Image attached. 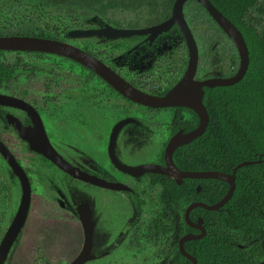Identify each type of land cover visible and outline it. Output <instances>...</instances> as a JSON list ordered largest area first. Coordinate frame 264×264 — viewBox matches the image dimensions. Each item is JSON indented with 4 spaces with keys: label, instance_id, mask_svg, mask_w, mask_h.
<instances>
[{
    "label": "flooded vegetation",
    "instance_id": "1",
    "mask_svg": "<svg viewBox=\"0 0 264 264\" xmlns=\"http://www.w3.org/2000/svg\"><path fill=\"white\" fill-rule=\"evenodd\" d=\"M176 33L182 37L173 25L152 40L148 34L89 39L93 41L92 44L96 40L103 44L112 41L107 44L108 47H124L122 54L115 59L110 58V62L90 52L86 47L88 43H85V47L75 46L100 59L139 90L162 96L182 77L187 63L178 74V64L172 60V68L168 69L171 72L177 68L174 74L171 72L175 77L170 85L161 90L145 89L127 78L121 68L134 66L133 61H140L147 53L157 52L160 39ZM127 38L135 39L123 44L122 40ZM166 40L164 43H167ZM114 43L119 45H112ZM184 45L188 56L185 41ZM5 52H15L17 55L11 61H7L3 55L5 61L10 62L9 79L0 85V95L9 97L0 102V144L3 145H0V257H3L4 264L48 263L55 258L69 264L83 248L84 222L91 226L90 259L84 264H193L187 254L195 258L198 264V255L207 252L211 229L221 238V264H227L228 256L233 257L234 264H264L262 169H252L253 174L239 185L235 172L232 195L237 188L240 192L250 190L252 201L243 211L250 218L249 223L227 224L228 210L222 209L225 204L217 210L206 209L201 204L211 205L208 203L211 193L214 197L221 195L220 199L223 198L230 188L228 182L213 178H182L178 182L176 177L151 171L133 175L119 169L109 154L114 126L127 120L114 138L113 150L117 161L128 166L147 163L166 166L164 153L171 137L178 132L187 133L199 124V117L191 108L150 107L133 102L96 72L68 57L40 51ZM194 79L207 78H199L195 73ZM98 80L104 84V88L98 86ZM113 94L140 112H127L113 123L105 138L103 164L83 150L72 134L83 129L84 136L92 137L98 125L103 124L98 120L97 103L100 99L113 98ZM161 112L166 113L168 127L162 128L160 125L158 114ZM163 131L166 132L164 140L160 138ZM67 132L70 135L66 134V138L57 137ZM44 135L68 164L106 183L121 184V187L84 181L65 171L43 152L31 147L30 141L44 148ZM3 147L12 156V163L4 155ZM143 149L154 150L155 158L136 163H128L121 158L125 154L136 155ZM256 161L254 164L264 162L261 158ZM233 169L222 172L230 174ZM185 179L188 180L186 185L182 184ZM179 185H182L180 190ZM193 204L196 206L191 208L187 219L186 209ZM23 212V223L5 249L3 243L9 238L8 233H11L17 216ZM189 234L197 238L185 240L182 252L180 240Z\"/></svg>",
    "mask_w": 264,
    "mask_h": 264
},
{
    "label": "trees",
    "instance_id": "2",
    "mask_svg": "<svg viewBox=\"0 0 264 264\" xmlns=\"http://www.w3.org/2000/svg\"><path fill=\"white\" fill-rule=\"evenodd\" d=\"M242 32L249 50V65L244 77L226 86L205 87L203 102L209 115L204 133L197 139L178 147L173 160L181 170L232 171L237 164L261 158L264 160V19L258 0H210ZM174 0H160L163 19L172 10ZM117 0H0V35L26 34L59 38L61 32L54 24H13L14 8H23L24 18L36 15L46 19L69 16L66 25L81 24L85 27L110 24L107 11L118 6ZM252 11H257L258 16ZM18 15V13H17ZM23 19V18H22ZM162 19V20H163ZM64 30L67 34L68 30ZM104 40V39H103ZM118 46L119 43L112 44ZM0 50V85L9 79V64ZM187 63V62H186ZM262 169L264 162L240 167L236 171L237 184L246 182L252 169ZM261 171V170H260ZM187 179L182 184L186 185ZM182 185L178 186L180 190ZM243 194H242V193ZM237 188L222 209L228 210L227 224L249 223L250 216L243 211L250 206V190ZM221 195L209 196L208 203H215ZM214 213V212H211ZM202 248V246H201ZM228 256V255H226ZM234 264L233 257L226 258ZM198 264H221V238L211 232L206 253L198 255Z\"/></svg>",
    "mask_w": 264,
    "mask_h": 264
},
{
    "label": "water",
    "instance_id": "3",
    "mask_svg": "<svg viewBox=\"0 0 264 264\" xmlns=\"http://www.w3.org/2000/svg\"><path fill=\"white\" fill-rule=\"evenodd\" d=\"M187 1L190 0H174L172 5V10L170 16L154 25L146 27H135V28H123L115 27L111 24H105L101 27L95 28H75L68 31V35L71 37H88V36H98L105 37L107 39H117L123 37H129L133 35L148 34L149 38L152 40L158 34L166 32L173 25L181 32L182 37L186 43L188 49V62L187 67L182 75V77L177 81V83L162 96L150 95L139 90L137 87L130 84L126 79H124L120 74L113 70L110 66L102 62L97 57L88 53L87 51L77 47L71 43L63 40L49 37H40L26 34H12V35H0V50L4 51H40L46 53H52L61 55L64 57L71 58L79 63L87 66L94 72H96L102 79L109 83L115 90H117L125 98L147 105L150 107H169V106H185L191 108L199 117V124L193 130L182 133L178 132L175 134L166 145L165 148V160L166 166H159L156 164H143L139 166H128L117 161L114 155L113 144L114 138L118 129L127 120L118 122L111 133L109 154L115 163V165L124 172L140 175L143 172L151 171L157 173L167 174L170 177H176L177 181L180 182L182 178H213L226 181L230 184L228 192L223 198L214 204L206 205L201 204L206 209L217 210L223 206L231 197L234 190V180L235 172L238 168L254 164L258 161L248 160L237 164L232 173H225L222 171L209 170V171H181L179 170L173 162V153L181 145L191 142L201 136L207 128L209 122V115L205 104L203 102L204 98V87H215V86H226L232 85L240 81L248 68L249 65V50L244 39V36L240 29L231 20L226 17L210 0H193L198 2L207 11L215 23L232 39L235 44L239 57L240 65L237 72L230 77H218V78H207L202 80L194 79L197 66H198V47L193 36V33L186 21L184 16L183 8ZM8 96L0 95V102L2 100L8 99ZM24 136V135H23ZM45 147H39L35 142L30 141V145L33 149L41 151L50 158L53 162L63 168L65 171L69 172L71 175L80 178L84 181L93 182L97 184H104L108 186L121 187V184L106 183L102 180L97 179V177L89 175L79 168L73 167L63 160L59 154L52 148L49 140L44 135L43 137ZM2 145V144H0ZM3 146V145H2ZM4 155L8 160L13 159L8 152L2 149ZM12 163V160H11ZM196 204L190 205L186 209L185 216L188 219L189 211ZM25 214L18 215L16 220L12 225L11 233H8L9 238H6L3 245L7 249L11 241L15 238L20 226L23 223ZM85 228V242L80 254L74 258L69 264H84L90 259V249H91V226L88 222H84ZM198 235V237H201ZM192 238H197V236L185 235L180 240V249L184 252L183 242ZM192 259L193 264H196L195 258L189 256ZM0 264L3 263V257H0Z\"/></svg>",
    "mask_w": 264,
    "mask_h": 264
},
{
    "label": "rangeland",
    "instance_id": "4",
    "mask_svg": "<svg viewBox=\"0 0 264 264\" xmlns=\"http://www.w3.org/2000/svg\"><path fill=\"white\" fill-rule=\"evenodd\" d=\"M117 1L121 4H118L116 7L109 9H103L101 6L97 7L98 10L107 11L108 16L112 19L110 24L115 27H143L155 24L163 19V13L162 10H160V0ZM258 1L263 8L262 16L264 19V0ZM183 9L185 18L191 31L193 32L198 47L199 60L196 76L199 78H208L214 76L232 75L239 66V55L231 39L197 2L187 1ZM14 13L16 15V19L13 24H54L61 32L59 35L60 39L80 47H83L85 43H88V46H86L88 47V50L94 54H98L107 62L111 61L110 58H117L119 54H122V50H124V47L119 49L108 47L107 44L112 43V41H109V43L105 42L103 44L101 41L96 40V42L92 44L93 41L90 42L91 40H89H102L100 37H71L64 33V30L62 29L69 31L71 29L85 27L81 24L66 25V21H68L69 16L67 17L61 15L59 19L55 20L41 18L36 15H27L28 18H24L22 16V19L21 15L24 14V9L19 7L14 8ZM252 14L256 16L259 15L257 11H252ZM133 39L135 38H127L122 41L123 44H125L124 41L128 42ZM165 39H167V43H164ZM168 39L172 42L168 41ZM131 42L132 41H130V43ZM157 44L159 45L157 52L147 53L140 61H133L132 63L134 66L121 68V72L128 76L127 78L138 82L145 89L161 90L163 87L171 84V81H173V78L175 77L173 74L177 68L179 74L186 67L188 59L187 51L184 45V39L180 37V35L178 36V33L174 35L172 34L171 37L166 36L165 38H161ZM3 55L7 61H11L17 54L15 52H5ZM173 59L178 64V67L176 70L174 69L171 71L173 72L172 74L168 68H172L170 65L172 64ZM115 62H117V60H115ZM126 72L128 74H126ZM98 82V86L100 88L105 87L103 83H100V80H98ZM112 96L113 98L108 100L100 99L97 103L98 120H101L100 122H103V124L98 125V129L92 137L84 136L85 133L81 131L83 129L77 131L75 135L72 134V136H74V140H77V143L82 146L83 150L103 164L106 156L105 138L109 134L113 123H115L118 118L127 112L133 114H139L140 112L138 108L128 105L119 99L115 94ZM158 118L161 119L160 125L162 128L168 127L169 122L166 119L165 112L159 113ZM66 134L69 133H63L57 137L66 138ZM165 134L166 132L163 131L160 137L162 140L165 139ZM130 152L132 153V150H130ZM121 158L128 163H136L137 161L145 162L155 158V151L152 149H143L136 155L125 154ZM33 264H67V262H64L60 258H55L53 262L45 263L39 261L34 262Z\"/></svg>",
    "mask_w": 264,
    "mask_h": 264
}]
</instances>
